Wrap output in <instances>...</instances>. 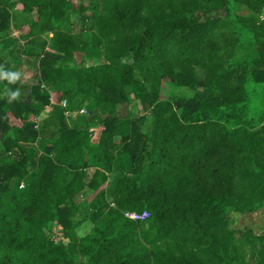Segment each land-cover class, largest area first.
I'll return each instance as SVG.
<instances>
[{
    "label": "trees",
    "instance_id": "obj_1",
    "mask_svg": "<svg viewBox=\"0 0 264 264\" xmlns=\"http://www.w3.org/2000/svg\"><path fill=\"white\" fill-rule=\"evenodd\" d=\"M17 52L37 74L0 79V264H264L229 227L264 206V0H0V68Z\"/></svg>",
    "mask_w": 264,
    "mask_h": 264
},
{
    "label": "rangeland",
    "instance_id": "obj_2",
    "mask_svg": "<svg viewBox=\"0 0 264 264\" xmlns=\"http://www.w3.org/2000/svg\"><path fill=\"white\" fill-rule=\"evenodd\" d=\"M9 35L11 37H17V33L14 31H10ZM19 39L20 40L17 42L15 48L14 47L12 48L14 49V51L21 44L23 45V40H21V38ZM2 51L3 52L1 54V57L10 59L9 57L11 56L8 53V49H3ZM16 54L17 56L20 57L21 61L18 63L12 62L9 66L10 71L18 72L21 75L23 74L24 78L26 79L29 78L30 73L37 74L36 64H35L36 60L34 61V59L31 57L27 58L24 55H22L20 52H17ZM90 63H91L90 61H82V58L78 54L75 57L74 64L76 65H87ZM30 83H32V80L30 79H27L24 81V85H28ZM190 95H191V92L187 90L186 88L166 87L162 90L163 98L185 99ZM128 111L132 115H138V114L143 113L139 106L132 107V109L131 107L126 108L124 106H121V107L118 106V114L120 116L125 115ZM81 113H83V110ZM66 114L69 115V113H66ZM91 173H92V170H88L87 176H90ZM83 195H84V192H81L79 196L77 197V200H81ZM229 227L231 229H235L241 232L250 231L251 234L255 236L263 235L264 234V206L261 209L255 212L249 213V214H236V213L230 214ZM59 233H60V230L58 228H54L52 237L56 238ZM63 241L66 242V240L64 239ZM250 262L252 261L250 260Z\"/></svg>",
    "mask_w": 264,
    "mask_h": 264
},
{
    "label": "clouds",
    "instance_id": "obj_3",
    "mask_svg": "<svg viewBox=\"0 0 264 264\" xmlns=\"http://www.w3.org/2000/svg\"><path fill=\"white\" fill-rule=\"evenodd\" d=\"M19 78L18 72H8L0 68V79H7L9 83L16 81ZM19 95V89L11 90L9 101L16 99Z\"/></svg>",
    "mask_w": 264,
    "mask_h": 264
},
{
    "label": "built area",
    "instance_id": "obj_4",
    "mask_svg": "<svg viewBox=\"0 0 264 264\" xmlns=\"http://www.w3.org/2000/svg\"><path fill=\"white\" fill-rule=\"evenodd\" d=\"M64 106V102L61 104ZM82 112V110H81ZM127 218L134 220V221H142L148 217V213L146 211H142L141 213L138 212H126L124 214Z\"/></svg>",
    "mask_w": 264,
    "mask_h": 264
},
{
    "label": "crops",
    "instance_id": "obj_5",
    "mask_svg": "<svg viewBox=\"0 0 264 264\" xmlns=\"http://www.w3.org/2000/svg\"><path fill=\"white\" fill-rule=\"evenodd\" d=\"M15 32V31H14ZM17 33V32H16Z\"/></svg>",
    "mask_w": 264,
    "mask_h": 264
}]
</instances>
